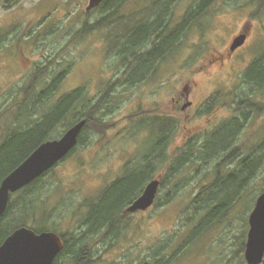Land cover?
<instances>
[{
    "label": "rangeland",
    "instance_id": "374dc122",
    "mask_svg": "<svg viewBox=\"0 0 264 264\" xmlns=\"http://www.w3.org/2000/svg\"><path fill=\"white\" fill-rule=\"evenodd\" d=\"M263 1L210 2L190 18L202 0H138L121 5L117 14L107 18L106 8L87 12L89 0H0V148L34 127L70 90L80 93L52 128L50 139L86 119L79 117L83 107H76V99L84 106L87 101V112L101 105L96 115L103 123L87 128L76 149L33 185L36 195L24 210L14 203L0 240L22 226L23 219L24 225L36 231L58 232L72 248L83 243L89 264H142L154 261L155 254L161 258L175 255L172 264H248L249 216L264 191V82L252 84L250 73H243V63L249 68L250 57L257 56L252 67L264 55V11L253 10L249 17L250 36L241 56L232 62L227 50L248 18V6L259 8ZM165 2H170L165 16L174 27L188 15L187 36L179 30L153 80L127 84L125 78L132 68L120 63L127 56L128 62L139 56L122 55V36L130 26L118 15L139 8L141 14L156 17ZM156 3L161 4L158 10ZM214 17L221 18V27L227 31L219 30L214 38L211 34L215 40L210 45L212 54L226 58L210 65L208 35L199 37L194 23L206 29ZM111 18L119 19L114 26H97ZM101 19L105 20L96 23ZM89 23L97 28L85 32ZM21 48L28 58L19 61ZM165 76L171 85H164ZM195 82L190 94L195 104L182 110L187 101L184 88ZM232 121L237 131L229 147L220 156L202 158L203 144ZM164 126L170 131L166 143ZM182 156L172 175V164ZM254 158V172L248 174L230 209L211 221L205 219L210 208L203 205L211 207L216 198L221 200L222 190H212V184L239 171L245 159ZM147 163L151 164L150 179L142 191L136 188V198L153 178L159 179L155 206L134 212L127 206L114 217L113 228L108 224L91 230L88 216L107 187L128 175H136V182L141 166ZM225 186L228 195L238 190L237 185ZM209 198H215L214 202ZM57 264L75 263L62 255Z\"/></svg>",
    "mask_w": 264,
    "mask_h": 264
},
{
    "label": "trees",
    "instance_id": "16d2710c",
    "mask_svg": "<svg viewBox=\"0 0 264 264\" xmlns=\"http://www.w3.org/2000/svg\"><path fill=\"white\" fill-rule=\"evenodd\" d=\"M158 1H160V0H158ZM124 2H125V0H112V1H110L106 7L108 14H109L106 17L108 18L112 15H115L117 10H119L120 6L123 5ZM210 2H213V0H202V2L198 5L197 8L192 9V12L190 14V18L194 17L195 15L198 16V14H196V13L203 11L210 4ZM169 3L170 2H165L163 4V7L160 8L159 11L155 15L156 16L155 22L157 25H154V27L155 28L157 27V30L159 29L158 24H160L159 19L160 18L165 19L164 17H165V15H167V14H165V11H166ZM160 6H161V4L156 3V9L157 10ZM164 7H165V10L163 9ZM112 8H113V10H111ZM110 11H112V12L114 11V12L112 13ZM103 20H105V19L97 20L98 22H96V23H101ZM117 20H119V19L118 18H111L108 21L109 24H108V22H106V24H103V25L99 24L97 26L100 28L104 27L106 25L114 26V24H116L118 22ZM171 22H172V20H171ZM194 24L196 25L197 23H194ZM95 25L94 24L92 25L89 23V26H88V24H87V26H85L86 30H84V31L88 32L92 27L97 28ZM164 26H162V28H164ZM179 28L180 27H173L171 29V31H170L171 34H170V37H168L167 45L171 44V47L174 45V42H175L174 38L179 34ZM129 29L130 28L126 29L125 34L122 36L124 39L127 38L133 30L132 29L130 31ZM149 30L150 29L148 28V26L139 27L134 34L133 33L131 34V36L129 37L130 39H128L129 42L127 43V45H129V47H131L133 45V43H137V41H142L145 37L147 38L149 36V33H150ZM154 32L155 31H152V33H154ZM127 45H123V47L126 48ZM163 48H164L163 46L158 48L154 52V56H151L150 58H146V60H148V59L150 60L152 57H155L157 54H159L163 50ZM145 64H147V62ZM262 65H260V63H255L252 66L251 72H250V78H251L252 84H262V82H264V64H262ZM145 70H146V66H143V68L141 69V73H143ZM36 75L37 76L39 75L38 72L36 74H34V76H36ZM32 84L35 86V81L32 82ZM28 89L31 90L30 88H28ZM79 90H82V89H79ZM79 93H80V91L76 90L75 95H71L69 97L66 96L58 104L53 105L51 108H49L52 111H50L47 115H45L43 117V119L40 122H38L34 127L28 129L25 132H21V133L17 134L15 137H13L5 145V147L3 149L0 148V184L3 180V178L6 175H8L15 167H17L22 161H24L38 147V145H40L41 143L45 142L46 140L52 138V137H50L52 134V131H54L52 128L63 117V115H65L68 112L72 101H74L75 97ZM42 94H43V92H42ZM85 105L87 106V101H86ZM78 106L83 107L82 111L78 112L79 117L87 119V124H86L84 130L81 132V135H80V140L78 143V145H79L83 141V136H84L87 128H89L90 126H93V124H96L97 126H99L100 124H103V123L96 115V112L100 108H102L101 105H100V108H98L99 104H96L91 108V112H89V111L87 112L86 106H84V102L76 99V107H78ZM78 108H77V110H78ZM235 124L236 123L234 121H232L231 124L227 125L226 128H224L219 133L214 134L213 137L208 139L202 146L204 148L201 149V157L202 158L203 157L204 158H207V157L212 158V157H216V154H218V153L219 154L217 156L222 155V153L229 147V145L231 144V142L234 138V135L236 134L237 128H234V127H236ZM232 125H234V126H232ZM182 158H183V156L179 157L172 164V167H171L172 175L175 174V172L177 171V166H175V164L180 165ZM163 160H165V158H163ZM150 165L151 164L147 163V164L141 166V169H140L141 174H140L139 179L137 178L136 182H134L136 175H134L135 172L133 171L132 174L135 177H133L132 175H128L126 177L124 176V177H122V179L119 178V180H117V182L115 181L111 186L107 187V193L105 194V192H106V190H105L103 193L104 196H102L100 198L99 203L95 205V208L92 209V211L90 212V214L88 216L89 221L92 223L91 224V227H92L91 230H95V229H98L100 227L107 226L108 224H110V228H113V224L115 221L114 217L123 208L129 206L134 200H136V195L138 196V194H139L138 190L142 191L144 185L146 184V181L148 179H150V173H151V166ZM256 165H257V162H256L255 158L254 159H245L244 161H242V163H241L242 167L239 171L229 174L228 177L225 178L224 181H223V178L220 177L218 180L219 181L221 180V182L217 185L212 184L213 185V186H211L212 190L214 188H217V187L220 188V190H222L221 194L219 195L221 200L214 198L215 199V202H214V199L209 198L212 202L215 203V205L211 206V207H208V205H205V204L203 205V208H210V211L207 214V216L205 217V219H207L208 221H211L213 217L218 216V215H223L230 209V206H231L230 204L235 199V197H237L236 195H237V193H239L238 191L243 186L245 181L248 179V176H249L248 174H252L254 172ZM51 170L47 171L44 175H42L41 177L36 179L32 184H30V185L22 188L21 190L11 194V199L9 202L8 209H7L6 213L2 216V218H0V231H1V229H3L2 227L5 223V221L9 220V219H7V216H8V213L11 212V210H14V208H15L14 203L17 204L18 208H21V209L25 208L26 203L29 201V199L31 201L33 199L31 197L36 195L35 190H37V189L31 190L33 185H36L38 182H40ZM218 180L215 183H217ZM226 183H229L230 185H233V186L237 185L238 190H236L233 194L230 193V195H228L227 192H229V191L227 190V187L225 186ZM136 188H138L137 191H135ZM16 195H17V199L13 200V198ZM226 197H229V198L228 199H222V198H226ZM20 221H21V223H23V225L25 224L23 222V219H20ZM94 223H97V224L94 225ZM52 228L55 229L54 227H52ZM45 230H49V229L46 228ZM12 231H9L8 234L2 240H0V245L3 243L5 238L12 233ZM189 239H190V237H189ZM65 240H66V242H65L66 244H65V249L63 250V253H62L63 255H67L68 257L70 256V259L73 260L75 264H89V263H91L90 262L91 259L88 258L89 255H88L87 248H85V245H83V243L82 244L80 243V245L74 244V246L72 248V246L69 245L67 239H65ZM61 255L56 259V261L59 260ZM153 259H154V261L153 260H151L149 262L145 261L142 264H153V262L155 264H162L163 262H164V264H172L174 262V260L177 258L175 255H173V256L171 255L168 258H161L158 254H155L153 256Z\"/></svg>",
    "mask_w": 264,
    "mask_h": 264
},
{
    "label": "water",
    "instance_id": "95a60500",
    "mask_svg": "<svg viewBox=\"0 0 264 264\" xmlns=\"http://www.w3.org/2000/svg\"><path fill=\"white\" fill-rule=\"evenodd\" d=\"M104 0H89L87 10L99 6ZM246 35L237 37L233 48L244 44ZM87 124L82 119L58 139L45 141L8 175L0 184V218L5 214L11 194L41 177L77 145L79 135ZM159 179L151 180L143 193L129 207L130 211L146 210L155 202ZM250 229L245 249L248 264L264 262V191L259 195L249 216ZM64 248L61 236L55 231L37 232L31 227L20 226L0 245V264H54Z\"/></svg>",
    "mask_w": 264,
    "mask_h": 264
},
{
    "label": "flooded vegetation",
    "instance_id": "af4514ba",
    "mask_svg": "<svg viewBox=\"0 0 264 264\" xmlns=\"http://www.w3.org/2000/svg\"><path fill=\"white\" fill-rule=\"evenodd\" d=\"M110 1H112V0H104L99 6L89 10V12H91L93 10H96V9H100V8H103V9L106 8ZM137 1L138 0H125L124 4H126L128 2L134 3V2H137ZM149 2H151V0H149ZM215 2L216 3L220 2V0H213L214 4H215ZM254 4H256V3H254ZM262 5H264V4H261V7H259V8H256L257 5H255V6L249 5L248 6L249 11H250L249 13L247 12L248 18L245 20V23L242 25L240 31L236 35H234L233 39L230 41V45H229V48L227 50V55L230 56L231 59H233L232 62H234V59H236L237 57L241 56L239 54V52L247 45V42H248V39H249V36H250V31H251V24L250 23H252L249 20V17L253 14V10H260V13L263 12L264 11V7L262 8ZM217 9H218V7H217ZM139 10H140L139 8H134L131 14L123 13V14H120V16L118 15V17L120 19H123V20H125L127 22V25L130 26V29L133 28L131 34L132 33L134 34L137 31V29L139 27H141V26H148V28L150 29L149 30L150 33H149V36L147 38L145 37L142 41H137V43H133V45L131 47H129V45H127V43L129 42L128 39H130L129 37L131 36V34L127 38H125V39L123 38V40H124L123 45H127V46H126V48L123 47L121 49L122 55H128V54L131 53V54H133L134 58L139 56V57H137V59H134V60L129 61V62H128V58L129 57L127 56L126 59H123L121 61V63H120V66H122V67L129 66V67L132 68L131 72L129 74H127L128 76H126V78H125V81L127 82V84L131 82V85L134 84L135 82L139 83L138 82L139 80L143 81V80H147V79H149L148 80V83H149L151 80H153L152 77H155L156 74L161 70V67L166 62L167 57L171 53L170 52L171 44L167 45V41H168V37H170V34H171L170 31L174 27L172 25L171 19L169 20L165 16L164 17L165 19H163V18L159 19L160 24H158L159 29L157 30V27L156 28L154 27V25H157L156 22H155V17H151L149 15L141 14L139 12ZM87 12H88V10H87ZM140 16H141V18H139ZM217 19H219L218 22H217ZM220 21H222L221 18L214 17L213 20L209 23L208 28H206V29H204L201 26H199L200 25L199 23L194 25L195 26L194 28H196L197 31H198L199 37H201V36L204 37L203 35L205 33H206V35H208V37H206V44H208V45H206V47L211 52V54H212V51H213L214 48L212 49V47H210V45L215 42V40L213 39L214 38L213 35L214 34L218 35V32H220L219 30H224L225 32L227 31L226 27H224V29H223V27H221ZM217 23H218V25H217ZM188 24H189V19H188V15H186L185 17L181 18L180 23H179V27H180L179 30L183 34L184 38L187 36V34H186L187 31L186 30H188ZM162 26H164V28H162ZM152 31H155L156 33L155 32L152 33ZM260 32H261V30H260ZM211 34H212L213 38L211 37ZM241 35H246V40H245L244 44H242V45H240V46H238L237 48L234 49L233 48L234 41H235V39L237 37H239ZM217 40L219 42V40H221V38L220 39L218 38ZM207 41H211V42H207ZM252 43H254V42H251V44ZM161 46H163L164 48L159 54H157L155 57H152L153 58V59L151 58L152 60L151 59L150 60L149 59L146 60V58H150L151 56H154V52L158 48H160ZM20 51H21L22 55L19 56V61H22L23 59H27L28 57H27V55H26V53L24 51L22 52V48L20 49ZM256 57L257 56L250 57V59H249L250 60L249 68L246 66V64L243 63V65H244L243 73L247 74V73L251 72V68H252L251 64H252L253 58L255 59ZM162 58H164L165 60H161ZM204 58H205V56H204ZM225 58H226V56H224V55H222L220 53L218 55H215L213 53L212 57L210 56L209 59L207 57V60L209 61L208 64L211 65V64H213V63H215L217 61H220V62L222 61L223 62L225 60ZM143 61L145 63L147 62V64H145ZM244 61H246V60H244ZM255 63H260V65L264 64V55H262L258 60H255L254 64ZM36 66L37 67L40 66V63H37ZM143 66H146V70L143 73H141V69L143 68ZM157 70H158V72L156 73ZM158 75H159V73H158ZM162 81H163L164 85H167V86L171 85L170 80L166 76L163 77ZM196 84H197V82H195L194 85H192V86L186 85V87L184 88V90H185L184 97L187 99V101H186V103L184 105H182V110H187L188 108H191L192 106H194L195 102L190 99V94L192 93L193 87ZM75 91L76 90H70L65 95L69 97L71 95H74ZM209 105H208V107L211 108L212 107V103H210ZM163 116L166 117L167 115L164 114ZM68 129L69 128H67L65 130V132ZM163 129H164L163 131L165 132L164 140H165V143H166L167 142V136L170 133V131H168L169 128L167 126H164ZM167 131H168V134H167ZM64 134H61L59 137L53 138V139L61 138ZM80 135H81V133H80ZM80 135H79V140H80ZM72 151L69 154H67L61 161H63L67 156H69L72 153ZM153 179H155V178H153ZM156 199H157V197H156ZM156 199H155V202H156ZM133 202L129 205V207L133 204ZM155 202H154V204L152 206H150L148 208V210L150 208H152L153 206H155ZM138 211H140V210H138ZM63 240H64V243H65L66 240H65L64 237H63ZM64 249H65V247H64ZM56 262L57 261H55V264H57Z\"/></svg>",
    "mask_w": 264,
    "mask_h": 264
}]
</instances>
